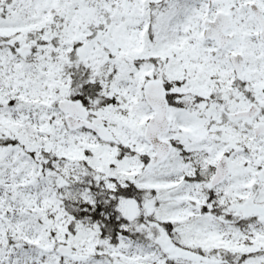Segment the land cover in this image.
Listing matches in <instances>:
<instances>
[{
    "label": "snow or ice",
    "instance_id": "6c2138e0",
    "mask_svg": "<svg viewBox=\"0 0 264 264\" xmlns=\"http://www.w3.org/2000/svg\"><path fill=\"white\" fill-rule=\"evenodd\" d=\"M0 264H264V0H0Z\"/></svg>",
    "mask_w": 264,
    "mask_h": 264
}]
</instances>
